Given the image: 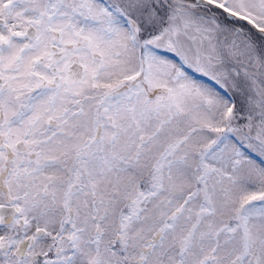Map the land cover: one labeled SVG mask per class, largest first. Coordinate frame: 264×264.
I'll use <instances>...</instances> for the list:
<instances>
[{
  "label": "snow or ice",
  "instance_id": "obj_1",
  "mask_svg": "<svg viewBox=\"0 0 264 264\" xmlns=\"http://www.w3.org/2000/svg\"><path fill=\"white\" fill-rule=\"evenodd\" d=\"M0 264H264V0H0Z\"/></svg>",
  "mask_w": 264,
  "mask_h": 264
}]
</instances>
